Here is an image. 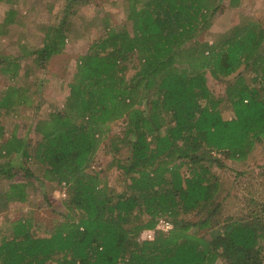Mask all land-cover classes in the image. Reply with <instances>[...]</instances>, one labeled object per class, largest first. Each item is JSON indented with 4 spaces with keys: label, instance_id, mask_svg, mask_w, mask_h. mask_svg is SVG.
<instances>
[{
    "label": "trees",
    "instance_id": "obj_1",
    "mask_svg": "<svg viewBox=\"0 0 264 264\" xmlns=\"http://www.w3.org/2000/svg\"><path fill=\"white\" fill-rule=\"evenodd\" d=\"M224 1L128 0L132 31L106 22V35L80 57L63 107L34 123L41 135L34 148L15 132L6 136L0 118V181L9 180L0 189V213L29 200L27 182L15 179L34 175L29 163L42 183L65 184L69 194L66 216L45 235L32 230L31 218L11 220L5 227L11 236L0 228V264H217L220 250L228 264H264V202L252 216L222 223L216 200L221 181L214 168L226 163L213 151L241 162L264 140V25L242 14L213 41L203 39ZM14 14L3 27L16 23ZM72 35L70 23L48 27L43 47L34 51L40 65ZM133 55L137 70L128 78ZM5 58L2 72L14 79L19 57ZM208 71L226 81L222 101L233 109L231 119L208 86ZM35 100L27 88L10 84L0 95V117L20 106L37 113L42 100ZM122 118L125 129L113 145L117 151L124 144L128 154L111 163L124 174L117 190L87 169L110 124ZM161 218L174 227L141 240ZM217 226V237H207Z\"/></svg>",
    "mask_w": 264,
    "mask_h": 264
},
{
    "label": "rangeland",
    "instance_id": "obj_2",
    "mask_svg": "<svg viewBox=\"0 0 264 264\" xmlns=\"http://www.w3.org/2000/svg\"><path fill=\"white\" fill-rule=\"evenodd\" d=\"M68 3H73V6L68 8ZM127 5L128 0H91L86 4L79 3V0H0V95L10 84H15L33 92V98L36 99L34 104L37 103L38 96L42 100L37 113L33 108L20 106L18 110L5 116L2 114L0 118L5 125L6 136L15 132L16 135L26 138L31 148L36 146L41 140V135L34 131V123L39 116L45 118L50 110L63 107L80 57L88 53L93 41L106 35V22L118 31H132L131 22L127 19ZM11 13H15L16 23L3 27L5 19ZM242 14L249 15L264 25V0H241L240 6L237 7H232L229 0H225L223 7L213 17V24L207 31H202V38L213 41L222 31L238 23ZM69 23L73 28V35L67 40L64 49L52 55L45 65L41 66L34 51L43 47L46 30L51 25L66 27ZM2 27L7 30V34H2ZM6 56L11 61L19 57V74L14 79L2 72V68L8 66ZM136 56L133 55L131 68L126 71L128 78L137 70ZM14 67L15 63H12L11 69ZM241 70L246 76L250 75L248 69L242 67ZM26 71H29L28 77L25 76ZM206 76L209 88L215 96L221 97L222 101L226 81L213 78L209 71ZM222 102L224 117L231 119L234 117L233 109L225 100ZM2 111L4 112V109ZM125 125L124 118L110 124V132L87 169L89 173L100 172L109 185L117 190L123 189L124 174L116 167H111V163L116 158L127 156L128 148L118 143L119 150L116 151L113 140L117 135L123 134ZM213 154L221 157L226 163L225 167L214 168L221 181V189L216 196V200L222 203L219 219L223 223L229 218L252 216L264 202V140H257L253 151L241 162L231 160L217 151H213ZM13 157L19 159L15 155ZM29 164L34 175L29 177L25 175L26 172H22L15 178L27 182L29 200L13 202L6 211L0 213L2 235L6 231L5 227L16 218H31L32 230L39 235H45L66 216L65 201L69 195L67 187L48 181L42 183L41 179L37 178L36 164ZM8 183L9 180H1L0 189L6 188ZM261 215L264 216V213L261 212L259 216ZM192 219H197V216H192ZM218 227L207 230V237L216 238ZM11 231L12 228H9L5 234L11 236ZM220 251L217 264H228L226 253Z\"/></svg>",
    "mask_w": 264,
    "mask_h": 264
},
{
    "label": "built area",
    "instance_id": "obj_3",
    "mask_svg": "<svg viewBox=\"0 0 264 264\" xmlns=\"http://www.w3.org/2000/svg\"><path fill=\"white\" fill-rule=\"evenodd\" d=\"M63 186L65 187L66 185L63 184ZM64 195H66V193H63ZM174 227V224L172 221H170L168 218H161L156 227L152 228V229H144L141 232L140 235V239L141 240H152L155 237V233L156 231L160 230V231H170L172 228Z\"/></svg>",
    "mask_w": 264,
    "mask_h": 264
}]
</instances>
